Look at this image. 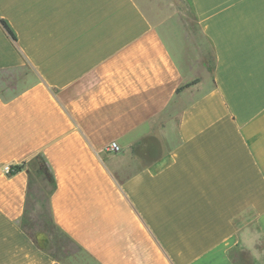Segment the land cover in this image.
Wrapping results in <instances>:
<instances>
[{"label": "crops", "instance_id": "0c3cea01", "mask_svg": "<svg viewBox=\"0 0 264 264\" xmlns=\"http://www.w3.org/2000/svg\"><path fill=\"white\" fill-rule=\"evenodd\" d=\"M187 1L0 0V264H264V0ZM38 155L64 259L22 227Z\"/></svg>", "mask_w": 264, "mask_h": 264}, {"label": "rangeland", "instance_id": "374dc122", "mask_svg": "<svg viewBox=\"0 0 264 264\" xmlns=\"http://www.w3.org/2000/svg\"><path fill=\"white\" fill-rule=\"evenodd\" d=\"M181 8L182 13L187 15V19L190 18V7L187 0H173ZM140 2V0H139ZM23 73L19 72V75L26 76L28 79L33 77L32 71L29 67L22 69ZM7 79V77H3ZM15 83L8 81L5 88H12ZM42 177V176H41ZM43 178V177H42ZM43 183L46 181L43 179ZM48 184V183H47ZM24 227L33 234L38 244L45 251L49 252L56 259H64L75 252V248L63 237L60 233L52 229L48 225L46 211H45V195H42L39 191L37 192V186L32 185L29 205L27 208L26 215L22 221ZM45 225L46 227H44ZM259 249H264L263 242L259 243ZM237 255V253H236ZM250 254L246 253L245 262L250 263ZM238 261L240 259L237 257Z\"/></svg>", "mask_w": 264, "mask_h": 264}, {"label": "trees", "instance_id": "16d2710c", "mask_svg": "<svg viewBox=\"0 0 264 264\" xmlns=\"http://www.w3.org/2000/svg\"><path fill=\"white\" fill-rule=\"evenodd\" d=\"M0 25L3 28V30L6 32L7 36H9L12 40H15V35H14L13 31L11 30V28L9 27L8 23L5 20L0 19ZM180 90L181 89H179V91ZM32 163L35 166V168H34V170H32L33 174L30 173V176H29L28 199H27V204H26V208H25V213L23 215V219H24V217L26 215L27 208H28V205H29L32 185L37 186V181H36L37 179L42 181V182H43V179H44V181H46L44 186H41V185L37 186V192L39 191L41 193V190H43L42 191L43 192L42 195H45V199L47 198L48 194H52V192L55 190V187H56L55 181L53 179L52 172H51L49 166L47 165V162L45 161V159L42 156L38 155L35 158H33ZM24 165H25V163L23 162V163H20L18 165L11 166V172L9 174H7V176H13V175L21 172V170L23 169ZM48 225L52 229L57 231L55 226L52 224L51 220L48 221ZM43 226L46 227L45 225H43ZM22 227L25 230V232H27V234H29L30 236H33V234L31 232H29L24 227L23 223H22ZM236 253H237V255H236ZM236 253L235 254L232 253L230 255L231 259L235 262V264H246V262H245L246 252L240 249ZM52 257L55 258L54 256H52ZM237 257L240 259L241 262L238 261ZM248 264H250V263H248Z\"/></svg>", "mask_w": 264, "mask_h": 264}, {"label": "clouds", "instance_id": "9594fccd", "mask_svg": "<svg viewBox=\"0 0 264 264\" xmlns=\"http://www.w3.org/2000/svg\"><path fill=\"white\" fill-rule=\"evenodd\" d=\"M244 237H245V244H246V246H248L250 248L253 247L254 244H255V240H256L255 234L248 233L246 231L245 234H244ZM254 258L257 259V260H259L260 259V256L257 255V254H255V252H254Z\"/></svg>", "mask_w": 264, "mask_h": 264}, {"label": "built area", "instance_id": "2783aa9c", "mask_svg": "<svg viewBox=\"0 0 264 264\" xmlns=\"http://www.w3.org/2000/svg\"><path fill=\"white\" fill-rule=\"evenodd\" d=\"M107 149L110 152H117L119 150V146L117 145V143L112 142V143L109 144ZM2 171L6 175L9 174L11 172V166L10 165L4 166L2 168Z\"/></svg>", "mask_w": 264, "mask_h": 264}]
</instances>
